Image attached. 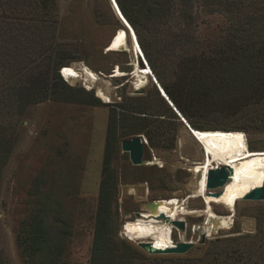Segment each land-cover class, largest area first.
<instances>
[{
    "label": "rangeland",
    "instance_id": "1",
    "mask_svg": "<svg viewBox=\"0 0 264 264\" xmlns=\"http://www.w3.org/2000/svg\"><path fill=\"white\" fill-rule=\"evenodd\" d=\"M215 1L193 0L191 4L195 16L192 33L198 40L196 46L199 50H208L222 39L221 36L234 31L228 19L231 13ZM232 13L237 19L236 8ZM169 23L156 29L148 24L144 31L145 39L153 47L156 69L165 81L170 80L174 72H179L180 60L186 54L182 44L170 42L178 27ZM120 28L125 29L109 0H0V74L11 75L18 61L19 64L27 61V66H36L35 72L42 69L43 60L51 68L58 60L63 61L64 66L81 67L84 64L98 77L95 83H91L85 77L68 80L61 76L77 91V101L46 100L25 109L0 179V253L4 263H89L109 109L104 103L114 101L122 102L126 107L141 103L142 108L151 113L148 116L158 117V121L147 128L152 127L151 141L145 133L136 134L145 142L141 165H133L128 153L121 150L120 142L129 137H122L113 152L111 168L117 189L112 209L117 236L137 248L141 241H149L159 249L174 246L167 243L165 236L158 242L145 233L132 232L131 228L125 230V223L135 219L136 213L147 211V203L187 197L193 178L188 165L193 167L200 154L185 122L180 117L173 118L175 115L164 104L165 98L155 96L154 90L161 95L159 86L162 88L156 71L153 73L149 66L151 74H148L147 81L140 88H134L138 80L134 75L136 65L145 67V62L141 55L133 53L130 34H127L128 42L122 49L108 50L110 39ZM15 40L19 44L14 48L11 44L13 41L17 43ZM21 48L28 52L24 56L33 58L26 59L21 54L18 61L14 60L10 51H20ZM49 55L51 59H44ZM117 69L119 76L111 75ZM81 88L93 90L101 103L95 106L85 103L86 96ZM98 88L108 100L98 94ZM135 96H141L144 101L131 100ZM261 111L263 108L257 104L236 115L210 116L195 121L204 126L244 128L248 148L252 152H264V126H255L262 121ZM130 187L137 189V193L130 192ZM186 204L196 210L204 207L201 198L188 199ZM210 207L217 215H231L229 228H217L204 243H199L205 215L202 212L185 215L182 240L195 241L193 248L183 255L156 256L199 257L215 246L213 242L220 240L221 246L229 247L234 243L246 248L253 246L256 254L264 250L259 246L264 242V200L239 199L234 210L211 200ZM33 215L42 220L51 243L49 248L37 253L35 262L27 263L18 243V233L22 222H27ZM121 230L131 235L125 237ZM178 232L173 229L174 242L181 240V232ZM240 235L247 237L239 239ZM54 257L58 261L53 263L51 259ZM261 261L254 264H264Z\"/></svg>",
    "mask_w": 264,
    "mask_h": 264
},
{
    "label": "trees",
    "instance_id": "2",
    "mask_svg": "<svg viewBox=\"0 0 264 264\" xmlns=\"http://www.w3.org/2000/svg\"><path fill=\"white\" fill-rule=\"evenodd\" d=\"M115 1L133 28L144 58L153 73L156 71L158 81L161 80L162 89L189 125L200 130L242 131L244 128L240 127L204 126L195 119L236 115L252 105L259 104L263 108V111L259 112L262 121L255 126H264V0H216V4L231 13L228 19L234 31H228V36L226 34L224 37L221 36L222 39L206 51L197 48L198 40L192 33L195 25V16L191 9L193 0ZM235 8L237 19L232 13ZM169 22L175 23L178 27V31H173L174 38L170 42L182 44L186 54L180 60L179 72H174L173 77L165 81L156 69L153 47L145 39L144 31L148 29V24L156 29L170 24ZM15 41L17 43L13 41L11 44L14 48L19 44L18 40ZM26 51L21 48L20 51L15 50V53L10 52L17 61L21 54L26 59L33 58L24 56ZM46 58L52 57L49 55L44 57ZM43 62L42 69L34 72L36 66H27V61L19 64L18 61V64L15 63L17 67L11 70V75L7 77V74H0V77L4 75L0 79V179L3 167L14 147L17 126L24 116L25 109L31 104L46 100L67 102L78 100L75 94L77 91L63 80L59 73L65 63L57 60L51 68L48 62L45 60ZM80 91L86 96L85 103L94 106L101 103L99 98L94 96L93 90L86 91L81 88ZM154 91L156 97L160 96L159 98L163 99L157 89ZM131 100L142 102L144 98L135 96ZM164 104L175 115L173 118H178L166 101ZM104 105L109 109L88 264H254L260 259L264 263V250L256 254L253 246L246 248L234 245L235 243L229 247L221 246V240L213 242L215 246L209 247L202 256L178 258L148 255L131 243L121 240L117 236L112 209L117 189L116 178L111 168L113 152L122 137L131 138L133 135L145 133L151 141L152 127L147 128L153 122H157L158 117L148 116L151 113L146 112L141 103L129 104V107H126L124 103L114 101ZM22 223L18 243L26 262L33 263L37 253L49 248L51 242L38 216L33 215L30 220ZM244 237L247 235L238 236L239 239ZM259 246L264 247V242L259 243ZM55 250H58V247ZM53 254L58 255L55 252ZM4 261L0 253V264H7ZM51 261L54 263L58 258L54 257Z\"/></svg>",
    "mask_w": 264,
    "mask_h": 264
},
{
    "label": "bare ground",
    "instance_id": "3",
    "mask_svg": "<svg viewBox=\"0 0 264 264\" xmlns=\"http://www.w3.org/2000/svg\"><path fill=\"white\" fill-rule=\"evenodd\" d=\"M124 27L125 29H118L112 36L108 45V50L115 51L126 46V42H128L127 34L129 33L131 37L130 45L133 53H135V55L139 52L142 54V50L138 45L133 28H130L131 30H129L127 26L124 25ZM129 27H131L130 24ZM145 67H139L136 65L134 70V75L138 77L134 87L136 89L140 88L147 81L148 74H151L150 67ZM60 69L62 77L68 80H74L80 77H85L88 82L90 81L91 83H95L98 80L97 75L84 64L81 65V67L70 65L63 66ZM113 73L114 74L111 75L119 76L120 71L117 69ZM156 82L158 83V81ZM161 90L163 89L161 88ZM97 92L102 98L108 100V96L101 88H98ZM163 92L166 95L164 90ZM189 126L194 129V134L198 138L195 139L194 135L187 128L188 133L197 142L200 158L191 169L193 172V178L191 180L190 191L187 197L183 199L171 197L169 199L157 200L153 209L147 208V211L139 213L140 215H137L135 219L127 221L125 223V230L131 228L133 229L132 232L139 231L151 236L155 231L156 225H164L167 227V243L173 245L175 242L172 240V225L165 222L164 219H161V216L165 215L170 217V219L183 220L185 215L202 212L204 213L206 220L204 222L203 232L205 233L206 238H208L217 228L226 229L232 224L231 215L225 216L215 214L210 207V201H218L227 209L234 210L235 204L239 199H242L250 189L262 184L264 180V152H252L248 148L247 138L243 131L217 129L200 130L193 128L191 125ZM156 161L160 163V161L155 158V162ZM227 166L232 169V173L229 175L230 179H228L221 189L218 190L219 194L217 196L208 194V171L217 170ZM129 191H135V193H137V189H133V187H130ZM193 198H201L203 200V209L196 210L188 207L186 204L187 200ZM125 230H121L122 233L125 234L124 236L128 237L131 235L126 233ZM179 236L182 240V232Z\"/></svg>",
    "mask_w": 264,
    "mask_h": 264
},
{
    "label": "water",
    "instance_id": "4",
    "mask_svg": "<svg viewBox=\"0 0 264 264\" xmlns=\"http://www.w3.org/2000/svg\"><path fill=\"white\" fill-rule=\"evenodd\" d=\"M110 5L116 15V17L120 20L121 24L124 26H127L129 30H131L129 27V23L126 20V18L121 13L117 3L115 0H109ZM134 32V30H133ZM139 45V44H138ZM147 63V62H146ZM145 66H149L148 63ZM63 67V66H62ZM59 73L61 75V69L59 70ZM62 76V75H61ZM161 95H163V98L166 99V102L172 107V109L175 111V113L180 117L184 122L186 128H188L189 131L194 135L195 139H198L197 136L194 134V129H192L189 126V123H187L186 120L183 119V116L181 113L177 110V108L173 105V103L170 101L167 95L164 94L163 90H161L159 86ZM142 91H140L141 93ZM199 141V140H198ZM120 147L123 152H127L129 156V160L133 165H141L143 163V156H144V150H145V142L143 141L142 136L136 135L133 136L130 139H123L120 142ZM181 167V166H180ZM232 173L231 167L227 166L224 168H220L217 170H209L207 175V188L209 189L208 194L217 196L219 194L217 189H221V187L225 184V182L230 179L229 175ZM243 200H253V201H259L264 200V180L260 186H256L255 188L250 189L243 197ZM156 201H152L150 203H147V207L153 209ZM136 215H140L139 213H136ZM161 219H164L165 222L170 223L172 226H174L179 232L185 231V221L184 220H174L170 219V217L162 215ZM206 240L205 233L202 232L200 234V240L199 243H204ZM198 241V240H197ZM138 247L141 248V250L148 254V255H158V254H178L183 255L187 253L189 250L193 248L195 245V241L190 240H178L175 242L173 247L165 248L164 250L155 248L149 241L144 242H138Z\"/></svg>",
    "mask_w": 264,
    "mask_h": 264
},
{
    "label": "crops",
    "instance_id": "5",
    "mask_svg": "<svg viewBox=\"0 0 264 264\" xmlns=\"http://www.w3.org/2000/svg\"><path fill=\"white\" fill-rule=\"evenodd\" d=\"M141 234V233H140ZM166 235H167V227L166 226H164V225H156L155 226V231L152 233V235L151 236H153L155 239L154 240H156V241H162L161 239H160V237H162V236H165L166 237ZM159 237V238H158ZM165 241V240H164ZM164 243V242H163ZM162 243V244H163Z\"/></svg>",
    "mask_w": 264,
    "mask_h": 264
},
{
    "label": "built area",
    "instance_id": "6",
    "mask_svg": "<svg viewBox=\"0 0 264 264\" xmlns=\"http://www.w3.org/2000/svg\"><path fill=\"white\" fill-rule=\"evenodd\" d=\"M156 163H157V162H156ZM158 164L161 165V167H162V164H161V163H158ZM191 167H192V166H189V165H188V169L190 168V170H191ZM144 191H145V192L148 191L147 187H144ZM172 229H176V228H175L174 226H172ZM123 235H125V234L123 233ZM125 237H126V236H125ZM128 240H129V239H128ZM130 241H132V240H130ZM175 242H176V241H175Z\"/></svg>",
    "mask_w": 264,
    "mask_h": 264
},
{
    "label": "clouds",
    "instance_id": "7",
    "mask_svg": "<svg viewBox=\"0 0 264 264\" xmlns=\"http://www.w3.org/2000/svg\"><path fill=\"white\" fill-rule=\"evenodd\" d=\"M139 55H141V57L143 58V61L145 62V64L147 65V63H146V60H145V58H144V56H143V54H141L140 52L138 53ZM150 72H151V70H150ZM65 79V78H64Z\"/></svg>",
    "mask_w": 264,
    "mask_h": 264
},
{
    "label": "snow or ice",
    "instance_id": "8",
    "mask_svg": "<svg viewBox=\"0 0 264 264\" xmlns=\"http://www.w3.org/2000/svg\"><path fill=\"white\" fill-rule=\"evenodd\" d=\"M67 71V70H66Z\"/></svg>",
    "mask_w": 264,
    "mask_h": 264
}]
</instances>
